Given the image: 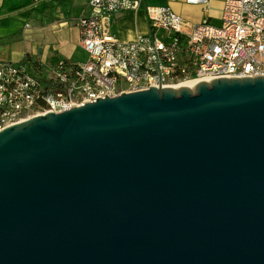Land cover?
<instances>
[{"label":"water","instance_id":"95a60500","mask_svg":"<svg viewBox=\"0 0 264 264\" xmlns=\"http://www.w3.org/2000/svg\"><path fill=\"white\" fill-rule=\"evenodd\" d=\"M0 264H264V76L1 129Z\"/></svg>","mask_w":264,"mask_h":264},{"label":"built area","instance_id":"2783aa9c","mask_svg":"<svg viewBox=\"0 0 264 264\" xmlns=\"http://www.w3.org/2000/svg\"><path fill=\"white\" fill-rule=\"evenodd\" d=\"M140 2L86 0L76 19L82 61L0 60V130L150 87L264 76V0H223L218 24L207 15L208 0H186L203 5L193 25L169 6L146 7V33L129 41L111 34L112 19Z\"/></svg>","mask_w":264,"mask_h":264},{"label":"crops","instance_id":"0c3cea01","mask_svg":"<svg viewBox=\"0 0 264 264\" xmlns=\"http://www.w3.org/2000/svg\"><path fill=\"white\" fill-rule=\"evenodd\" d=\"M141 8L127 10L114 17L109 27L111 34L123 41L134 39L148 31L146 7L169 6L189 24H197L203 17V5L186 0H140ZM86 0H0V14L15 11L28 5L31 8L0 18V60L21 61L26 58L51 63L57 56L71 61H82L86 53L80 47V34L76 19ZM168 3V4H166ZM223 0H208V17L213 22L219 17ZM51 6L52 15L45 13ZM26 12L36 22L26 23ZM25 17V18H24ZM217 23V24H218ZM216 24V23H214ZM30 39V42H26Z\"/></svg>","mask_w":264,"mask_h":264},{"label":"rangeland","instance_id":"374dc122","mask_svg":"<svg viewBox=\"0 0 264 264\" xmlns=\"http://www.w3.org/2000/svg\"><path fill=\"white\" fill-rule=\"evenodd\" d=\"M166 4H168V3H166ZM46 11H45V13L47 14V15H52L53 14V10H52V8H51V6H49V7H45L44 8ZM26 13H28L29 14V16L27 15V14H24L25 16H27L26 18V23H33V22H36V19H34L33 17L31 18V16L32 15H35V13L34 12H26ZM25 18V17H24ZM212 18H213V22L214 23H218V20H219V17H214V16H212ZM26 42H30V39H28V41L26 40Z\"/></svg>","mask_w":264,"mask_h":264},{"label":"bare ground","instance_id":"6f19581e","mask_svg":"<svg viewBox=\"0 0 264 264\" xmlns=\"http://www.w3.org/2000/svg\"><path fill=\"white\" fill-rule=\"evenodd\" d=\"M196 84H197V81H187V82H183V83L175 86V88H179V87H182V86H188L190 88H193Z\"/></svg>","mask_w":264,"mask_h":264}]
</instances>
